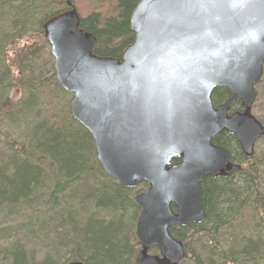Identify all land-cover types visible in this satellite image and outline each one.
I'll use <instances>...</instances> for the list:
<instances>
[{
    "label": "water",
    "instance_id": "water-1",
    "mask_svg": "<svg viewBox=\"0 0 264 264\" xmlns=\"http://www.w3.org/2000/svg\"><path fill=\"white\" fill-rule=\"evenodd\" d=\"M67 6L43 29L56 80L72 95L70 113L91 133L108 177L148 185L136 196L134 264H179L185 248L171 228L205 220V177L241 169L215 139L234 135L252 158L264 137L252 113L264 75V0H140L120 58L97 55V38ZM219 88L229 98L215 106ZM237 102L242 109L230 113Z\"/></svg>",
    "mask_w": 264,
    "mask_h": 264
},
{
    "label": "trees",
    "instance_id": "trees-1",
    "mask_svg": "<svg viewBox=\"0 0 264 264\" xmlns=\"http://www.w3.org/2000/svg\"><path fill=\"white\" fill-rule=\"evenodd\" d=\"M67 1L97 38V55L120 58L134 40L130 17L140 0H0V264H134L141 249L136 196L148 185L130 188L105 174L55 77L43 23ZM228 98L225 88L212 97L215 106ZM215 143L241 169L205 177V220L171 228L185 248L179 264H264L262 160L246 158L234 135Z\"/></svg>",
    "mask_w": 264,
    "mask_h": 264
},
{
    "label": "rangeland",
    "instance_id": "rangeland-1",
    "mask_svg": "<svg viewBox=\"0 0 264 264\" xmlns=\"http://www.w3.org/2000/svg\"><path fill=\"white\" fill-rule=\"evenodd\" d=\"M78 12L80 13L79 7L76 6ZM81 14V13H80ZM256 91L258 94L257 100L253 105L252 113L263 123L264 125V75L261 82L256 86ZM15 98L18 97L15 94ZM255 156L256 158L262 160L259 162L263 163V168L261 170V180L260 185H262L264 191V137L256 143L255 146Z\"/></svg>",
    "mask_w": 264,
    "mask_h": 264
},
{
    "label": "flooded vegetation",
    "instance_id": "flooded-vegetation-1",
    "mask_svg": "<svg viewBox=\"0 0 264 264\" xmlns=\"http://www.w3.org/2000/svg\"><path fill=\"white\" fill-rule=\"evenodd\" d=\"M240 106H241V104H240ZM241 109H242V108H241ZM241 109H240V110H241ZM234 111H237V110H234ZM234 111H233V109H232L230 113H232V112H234ZM241 150H242V149H241Z\"/></svg>",
    "mask_w": 264,
    "mask_h": 264
},
{
    "label": "bare ground",
    "instance_id": "bare-ground-1",
    "mask_svg": "<svg viewBox=\"0 0 264 264\" xmlns=\"http://www.w3.org/2000/svg\"><path fill=\"white\" fill-rule=\"evenodd\" d=\"M261 82V81H260Z\"/></svg>",
    "mask_w": 264,
    "mask_h": 264
}]
</instances>
